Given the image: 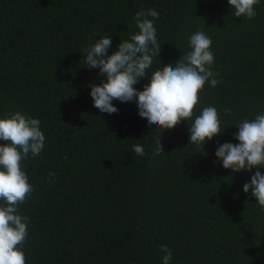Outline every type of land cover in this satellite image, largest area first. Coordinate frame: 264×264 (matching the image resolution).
I'll list each match as a JSON object with an SVG mask.
<instances>
[{"label": "trees", "instance_id": "trees-1", "mask_svg": "<svg viewBox=\"0 0 264 264\" xmlns=\"http://www.w3.org/2000/svg\"><path fill=\"white\" fill-rule=\"evenodd\" d=\"M149 9L159 13L156 67L175 66L202 30L220 81L205 85L190 120L166 131L135 101H113L114 114L95 108L90 86L103 78L85 63L88 45L111 34V55ZM255 11L237 18L228 0H0V118L21 111L45 135L41 154L22 162L34 189L18 209L30 218L26 264H162V244L170 264H264V209L243 191L264 168L234 173L215 155L239 143L242 120L264 114V0ZM206 106L225 131L203 148L190 144L189 127Z\"/></svg>", "mask_w": 264, "mask_h": 264}, {"label": "clouds", "instance_id": "clouds-1", "mask_svg": "<svg viewBox=\"0 0 264 264\" xmlns=\"http://www.w3.org/2000/svg\"><path fill=\"white\" fill-rule=\"evenodd\" d=\"M235 17L252 20L257 15L256 5L260 0H228ZM151 17V18H150ZM138 32L123 39L118 50L108 55L113 40L106 33L101 39L85 48V63L89 69H98L103 78L100 84L91 85L94 107L101 113L114 114L118 109L113 101H135L138 114L155 129L171 130L181 121L193 117L200 101V93L208 84L215 88L220 81L211 68L215 56L211 51L212 40L202 30L189 38L190 51L183 53L175 66L156 67L161 44L157 38L155 21L159 13L155 9L140 10L135 14ZM159 60V59H158ZM155 68V70H153ZM151 73L150 83L142 91L134 85ZM230 115V110L225 109ZM239 131L231 142L219 145L215 155L225 169L234 173L264 168V114L254 120L244 119L237 126ZM221 119L214 106H206L189 127L190 144L205 147L207 141L221 135ZM0 264H26L23 245L28 237L30 218L19 213L23 204L34 191L22 162L37 157L45 148V135L41 121L21 111L5 113L0 118ZM138 156L146 155L140 144L133 146ZM155 155L163 154L161 138L156 140ZM49 173V178L53 176ZM243 191L255 197L264 209V174L259 170L251 181L243 185ZM162 264H170L172 251L167 245L160 246Z\"/></svg>", "mask_w": 264, "mask_h": 264}]
</instances>
